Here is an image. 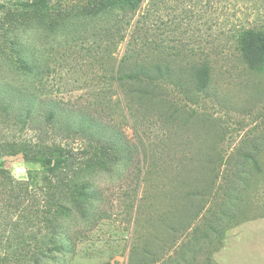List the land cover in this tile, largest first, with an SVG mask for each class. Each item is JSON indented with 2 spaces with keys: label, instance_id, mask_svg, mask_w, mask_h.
I'll use <instances>...</instances> for the list:
<instances>
[{
  "label": "rangeland",
  "instance_id": "rangeland-1",
  "mask_svg": "<svg viewBox=\"0 0 264 264\" xmlns=\"http://www.w3.org/2000/svg\"><path fill=\"white\" fill-rule=\"evenodd\" d=\"M17 1L0 0V16L16 12ZM85 2L51 0V12L18 28L15 35L31 46L38 73L32 69L24 74L6 64L7 82L39 88L47 99L45 109L48 103L57 105L54 128L45 124V114L29 121L21 134L31 144L57 141L79 153L86 140L101 138L118 155L109 170H92L78 178L91 184L93 210L84 216H57L51 211L47 215L51 225L44 228L32 212L35 223L22 226V237L33 232L47 246L61 247L37 264H128L129 259L143 264L147 258L142 249L153 248L143 242L153 239V197L159 195L155 201L161 203L167 194H160L168 181L162 168L205 162L219 165L221 178L231 167L252 168L248 155L258 160L261 173L241 198L245 212L237 215L240 221L234 224L236 217L228 221L232 227L224 231L223 243L209 260L192 248L185 255L198 259L197 264H264V72L247 67L236 42V31L253 23L264 1L144 0L128 23L122 11L82 13ZM261 16L264 20V13ZM127 55L177 65L204 61L210 66L211 81L199 93L169 86L161 100L128 110L129 97L116 79ZM77 128L84 136L75 133ZM0 166L18 181L37 176L38 206H45L50 195L43 192L48 188L40 164L17 155L5 157ZM222 199V194L215 197ZM1 230L4 239L8 234Z\"/></svg>",
  "mask_w": 264,
  "mask_h": 264
},
{
  "label": "trees",
  "instance_id": "trees-1",
  "mask_svg": "<svg viewBox=\"0 0 264 264\" xmlns=\"http://www.w3.org/2000/svg\"><path fill=\"white\" fill-rule=\"evenodd\" d=\"M143 1L86 0L81 11L92 15L122 11L125 23H128L129 18L141 8ZM15 6L16 12L10 10L0 16V161L5 157L20 155L27 161L40 164L41 179L48 190H43V185L39 189L50 196L46 198L45 206L39 208L37 176L29 174L26 180L18 181L5 167L0 166V227L4 230V235L8 234L4 239L3 232L0 234V264H37L40 257L59 252L61 247L54 244L53 237H49L48 242L54 245L47 246L45 240L36 237L33 232L23 238L22 226L34 224V218L38 217V223L44 224V228L46 225L49 227L51 223L47 215L51 211L56 212L57 216L69 217L75 213L84 216L90 209L93 210V197H90L88 190L91 184L84 180L81 182L78 178L92 170H109V166L117 161L118 155L115 150L112 151L111 143L101 138H87L83 148L75 153L57 141L31 144L21 134L34 123L35 117L40 118L44 114L45 124L54 128V119H57L58 113L54 103H48L49 108H44L47 99L41 96V90L36 86L9 83L5 79L6 64H14L24 74L32 69H37V73L40 71L38 60L30 50L31 46L15 33L31 18L52 10L51 0H18ZM241 12L244 15L245 11ZM263 13L264 9H257L253 23L242 25L236 31V42L242 60L249 69L262 72ZM8 32L13 33L11 39ZM117 73L116 79L121 83V90L125 97H129L126 102L128 110L133 105L144 108V105L161 100L169 86L177 87L185 93L191 90L199 93L205 91L211 81L210 66L204 61L177 65L173 61L137 60L127 55ZM74 131L77 135L84 136L81 128ZM248 157L252 168L244 170L231 167L221 178L219 165L211 167L203 161L199 166L181 167L180 162L168 171L167 166L162 168L161 172L168 177V181L164 186L166 189L163 187L160 194H167H164L165 198L161 203L155 201L159 195L153 197V239L143 241L153 245V248L146 245L142 249V256L147 258L143 264H197L198 259L195 258V262L193 257L185 255L191 248L198 254L204 253V259H210L209 255L223 243L224 231L232 227L228 221L235 217L237 220L234 224L240 221L237 215L240 217L245 212L240 207L241 198L250 190V181L257 178L256 173H261L258 160L250 155ZM155 165L157 162L153 160V166ZM141 183L138 182L139 187ZM155 192L158 193V190ZM219 194L223 195V199L215 200ZM156 203L159 204L157 208ZM32 212L36 213L34 218ZM57 216L56 224L50 229L52 234L56 233ZM210 233H213V238ZM16 239L17 243L13 244ZM4 242L11 247L9 244L3 246ZM30 242H33V247H28ZM171 250L172 257H167ZM128 264H133L131 259Z\"/></svg>",
  "mask_w": 264,
  "mask_h": 264
}]
</instances>
